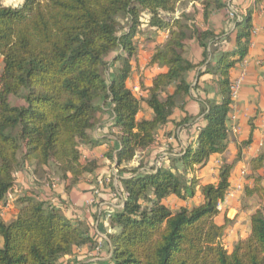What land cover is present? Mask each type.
<instances>
[{"label":"trees","instance_id":"obj_1","mask_svg":"<svg viewBox=\"0 0 264 264\" xmlns=\"http://www.w3.org/2000/svg\"><path fill=\"white\" fill-rule=\"evenodd\" d=\"M228 1L23 0L13 8L0 0V264H59L83 247L96 251L99 242L107 245L109 259L98 264H264V185L258 175L264 153L249 161L244 178L252 180V187L242 188L246 196L257 198L259 207L250 215L248 237L230 253L221 242L229 221L218 206L232 190L230 176L239 156L218 166L214 183L201 184L195 175L227 148L229 70L242 61L251 41V12L231 20L225 14ZM182 2L199 3L204 22L222 12L234 26V37L199 31L185 14L175 16ZM145 16L149 20L143 32ZM158 32L168 36L148 66L166 71L149 86L140 83L144 97H138L126 85L137 51L134 39H155ZM191 38L203 51L196 64L183 57ZM222 40L232 41L233 47L220 49ZM192 72L199 78L215 76L216 96L201 99L198 114L175 125L195 118L203 124L194 123V140L178 151L152 157L158 131L190 98ZM141 103L150 117L137 119ZM106 107L116 132L95 138L92 133ZM109 141L113 145L104 158L117 175L96 177L93 191L98 194L90 206L98 207L107 194L109 204L101 214L116 233L105 240L92 238L83 222L31 193L16 196L15 215L3 219L1 210L10 201L18 173L31 181V175L41 176L47 169L68 190L99 168L96 160H82L81 149ZM158 157L162 161L156 163ZM197 187L198 205L172 210L164 203L170 197L185 202Z\"/></svg>","mask_w":264,"mask_h":264},{"label":"crops","instance_id":"obj_2","mask_svg":"<svg viewBox=\"0 0 264 264\" xmlns=\"http://www.w3.org/2000/svg\"><path fill=\"white\" fill-rule=\"evenodd\" d=\"M186 3L189 4L191 9L193 8L192 13L189 15L188 10L179 11L177 9L175 16L181 13L185 14L189 18V23L193 24L199 31H206L209 29L213 30L217 35L221 32H225L226 34L231 33L230 38L234 37V26L228 22L222 12L212 13L208 21L204 22L200 4L197 2ZM233 3L243 14L251 12L249 22L251 41L247 53L241 62L236 63L229 70V76L232 81L243 74L237 100L232 104L229 113V116L234 117V119L228 120L227 123L228 143L225 152L212 155L206 166L197 170L195 175L201 184L214 183L216 181V170L218 166L224 160L230 163L235 160L236 156H239L230 176L232 194L224 199L218 209L226 213V218L229 221L227 226L229 227L233 225L235 228L239 223L243 224L244 221L246 229L244 231H247L246 237H248L250 232V215L259 207V203L256 197L246 196L243 192L242 188L244 185H247L249 188L252 187V180L250 178H242L240 172L242 169H245L248 174L249 161L264 153V0L258 3H256L255 0H233ZM148 20V16L142 19L143 24L141 30L143 32L147 31ZM252 30H256V33L252 34ZM167 36V32H158L155 39L146 38L143 35L136 36V42L139 44L141 43L140 46L142 48L140 49V47L137 46L136 55L132 61L133 66L131 75L126 85L139 97H144V93L140 90V83H143L144 86H149L152 79L157 74L166 71V68L163 66L155 65L149 67L148 63L154 51L160 49L166 41ZM232 47V41L225 42L222 40L220 43V49L229 50ZM202 53L201 47L194 38L189 39L185 43L183 57L189 62L196 64L201 61ZM140 58L141 60L139 61ZM216 79L217 78L212 75H203L199 78L195 72L190 73L189 82H191L192 87H194L191 90L190 98L183 108H177L173 112L167 126L158 131L156 144L151 149L152 157L157 153H161V157L169 155L166 152L168 149L178 151L188 142L194 140L196 136V124H203L200 118H195L181 126H176L175 124L183 122L186 116L195 117L199 112L201 99H212L216 96ZM142 116H151L150 110H148L143 103H141V112L138 114L137 119ZM100 119L101 122L93 131L92 135L95 138L111 137L116 130L111 127V112L109 108H104V112L101 114ZM232 126L238 127L239 130L235 132ZM112 145L113 142L109 141L92 150L81 149L82 160H96L99 168L94 175L84 177L78 183L68 188V190L65 189L66 186L56 175L44 169L46 174H42L41 176L31 175V181L27 174L18 173L16 175L13 192L17 186H19V183H21L22 186H24V183L28 185L31 183V195L50 201L51 203L54 202L57 207L61 208L66 217L83 222L88 228L92 238H106L107 234H114L117 232V229H111L109 227L108 221L103 217V214H101L102 208L109 204L106 201L107 194H102V198L105 201H102L98 207L88 205V201L95 187L96 177L107 175V172L112 168L108 166V162L104 158L105 152ZM161 157H158L156 163H158L159 160L162 161ZM133 164L135 165V163L132 162V165L128 166H134ZM258 175L263 177L262 183L264 185V167L258 172ZM239 185L241 186V190L236 191L235 189ZM24 188L21 187L22 190ZM194 197L199 201L196 204L198 205L201 202L198 187L196 188ZM248 199H254L256 201V206L252 209L248 207L239 208V203L241 204V202L245 201L244 205L246 206V201ZM12 205L15 211L13 215L7 216V218H5L3 214L7 211V208L1 210L4 220L8 221L15 215L18 206L14 204V202ZM216 220L219 221L218 219ZM107 251L108 247L106 244H104L99 251L96 250L94 252L83 247L78 249L73 255L61 259L59 264H98L101 261H108L109 255H107Z\"/></svg>","mask_w":264,"mask_h":264},{"label":"rangeland","instance_id":"obj_3","mask_svg":"<svg viewBox=\"0 0 264 264\" xmlns=\"http://www.w3.org/2000/svg\"><path fill=\"white\" fill-rule=\"evenodd\" d=\"M3 1V5L4 6H10V7H13V8H15V7H17L18 5H20L21 3H22V1L23 0H2ZM228 2H231L232 3V6L234 7V8H236V6L234 5V3H233V0H229ZM179 11H185V10H188V14L190 15L191 13H192V11H193V8L191 9L190 7H189V4H187L186 2H182V3H180V5H179V7L177 8ZM236 9H238V8H236ZM239 10V9H238ZM143 19V18H142ZM231 25H232V23H231ZM135 41H136V37H135V39H134ZM141 43L139 44L138 42H137V46L138 47H140V49L142 48L141 46ZM143 58V57H142ZM141 60V58L139 59V61ZM142 61H144V60H142ZM144 64V63H143ZM2 67H3V64H2V59L0 58V75H1V72H2ZM139 97V96H138ZM11 102L13 103V104H16V103H18V101L17 100H15V99H11ZM142 114V113H141ZM140 114V115H141ZM139 155L137 154V156H136V158H135V161H133L134 163L139 159ZM128 165H132V163H129ZM134 165V164H133ZM31 171V170H30ZM117 172H116V169L115 168H111V170L109 171V172H107V175L109 176V175H117L116 174ZM24 186H25V188H24V186H22V184L21 183H19V186H17V188L15 189V191L10 195V201H9V206L8 207H5V208H7L5 211V213H3L4 214V216H5V218H7V216H11V215H13V213H14V211H15V208L13 209L12 208V204H13V201H14V199L16 198V196H18V195H20V194H22V193H31V183L28 185V184H26V183H24L23 184ZM21 187L22 188H24L23 190L21 189ZM243 200V199H242ZM199 201L198 200H196L195 199V197L194 198H190L189 200H187V201H185V202H183V201H180V200H178V199H176V198H174V197H170V198H168L167 200H165V204L169 207V208H171L172 210H176V209H178V208H180V207H186V208H190V207H192L193 205H196L197 203H198ZM12 203V204H11ZM14 204H15V202H14ZM245 204V201H243V202H241V204L239 203V208L240 207H248V208H250V209H252V208H254L255 206H256V201L254 200V199H248L247 201H246V206L244 205ZM218 208H219V206H218ZM219 220V219H218ZM243 224H244V226H243ZM243 224L241 223H239L238 225H237V227H233V225H230V227L229 226H227L226 227V229H225V233H224V236L222 237V240H221V242H222V245L224 246V248L227 250V252H231L232 250H233V248H234V246H235V244L238 242V241H240V240H243V239H245V237H246V234H247V231L245 232L244 230H246L245 229V223H244V221H243ZM247 228V227H246ZM228 230V231H227Z\"/></svg>","mask_w":264,"mask_h":264},{"label":"built area","instance_id":"obj_4","mask_svg":"<svg viewBox=\"0 0 264 264\" xmlns=\"http://www.w3.org/2000/svg\"><path fill=\"white\" fill-rule=\"evenodd\" d=\"M225 14L227 15L228 18H230L231 20H241V17L243 15V12H241L240 10L234 8L232 6V3L231 2H228L227 5H226V8H225ZM256 33V30H252V34H255ZM242 77H243V74H241L240 77H238L237 79H234L230 85V100L232 101V104L237 100V97H238V93H239V88H240V84L242 82ZM231 104V106H232ZM234 117L232 116H228V120H233ZM232 129L236 132L238 131V127L236 126H232ZM262 145V144H261ZM247 174V171L245 169H242L241 172H240V176L242 178H244ZM236 191L238 190H241V186H237V188L235 189ZM98 194V190H94L93 191V196L89 199L88 201V205H93L95 203V199H94V196H96ZM232 194V191L229 192L227 194V196H231ZM226 196V197H227ZM9 206V202H7L6 204V207ZM115 208H120V206H117ZM103 240H105V238L101 237ZM101 248V243L99 242L98 245H97V248L96 250L99 251Z\"/></svg>","mask_w":264,"mask_h":264}]
</instances>
